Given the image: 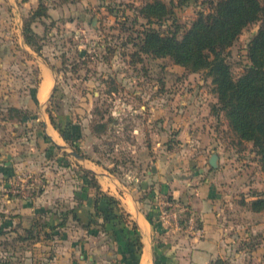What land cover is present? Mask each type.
<instances>
[{
    "label": "rangeland",
    "instance_id": "1",
    "mask_svg": "<svg viewBox=\"0 0 264 264\" xmlns=\"http://www.w3.org/2000/svg\"><path fill=\"white\" fill-rule=\"evenodd\" d=\"M23 1L10 0L8 6L7 0H0V146L6 144L0 152V163L9 161L10 165L9 172L0 174V196H57L56 179L64 172L61 180L74 179V196L109 193L108 196L120 199L128 191V195L141 196L145 205L144 198L156 196L152 194L153 185L151 190L139 189L140 195H136L137 186H141L145 176L142 171L155 163L168 177L203 173V182L207 179L208 183L211 180L216 183L213 189L216 192L218 188L219 193L214 194L231 197L239 203L246 196L264 190V173L251 143L239 142L223 115H217L218 100L207 71L191 73L169 57L138 51L140 34L146 26L163 35L176 32L179 37L198 13L209 12L208 0H190L183 6L176 0H159L173 14L148 25L138 10L154 0H42L48 7L49 18L34 25V31L41 37L39 54L19 41L18 27L23 26V21H18V14L23 19L38 4L37 0ZM257 29L258 24L248 26L226 50L234 77L248 65L247 45ZM45 67L55 75L56 90L51 93V82L46 105L37 107L35 91L39 76L47 71ZM48 112L61 126L69 124L67 134L78 153L96 163L100 174L111 181L95 176L100 191L91 186L83 193L82 167L77 165L73 150L64 140H61L63 150L44 139L42 122L50 123ZM23 114L26 117L18 121ZM178 115L181 118L176 120ZM182 119L187 128L212 129L215 143L210 148L211 155L221 156L222 165L218 162L217 168H211L207 159L203 164L196 163L202 149H198L195 141L179 139ZM98 124L106 126L102 134L96 131ZM204 156L207 158L208 152ZM133 178H138V182ZM57 194L70 196L66 190ZM111 204L112 213L108 209L99 212L101 222L91 226L102 230L108 222L109 230L116 219L131 230L120 205ZM99 239L103 237L96 240ZM158 242L159 239H152L155 246ZM241 242L245 254L240 264H264L262 232ZM113 246L107 241L103 255L113 259L110 263L117 264L120 261ZM31 248L27 246L24 251H32ZM253 250L255 257L250 254ZM10 252L16 255L21 250ZM128 253L124 250L126 258ZM163 253L156 249L153 261L151 250L150 264H163Z\"/></svg>",
    "mask_w": 264,
    "mask_h": 264
},
{
    "label": "crops",
    "instance_id": "2",
    "mask_svg": "<svg viewBox=\"0 0 264 264\" xmlns=\"http://www.w3.org/2000/svg\"><path fill=\"white\" fill-rule=\"evenodd\" d=\"M7 1L9 6L10 0ZM21 2L25 1L21 0ZM18 21L22 22L20 14H18ZM34 25L35 23L33 30ZM18 29L21 42L23 41L22 26L19 25ZM47 68L45 67L44 70H47L52 82L51 88H53L55 75ZM39 77L35 99L41 107L43 103L46 105L45 102L50 94L41 102L39 95L44 76ZM180 116L178 115L175 119L179 120ZM208 118L212 121L211 116ZM181 121L183 127L180 128L179 139H185L187 142L190 139L191 142L197 143L198 149L200 147L202 150L199 151V160L195 161L203 164L205 159L209 160L212 152L210 148L212 143H215L212 129L209 126L205 129L203 127L187 128L184 126V119ZM42 125H44L43 135L48 137L53 145L64 150L65 146L61 144L63 139L51 123L43 120ZM5 146L3 142L0 152ZM207 152L206 158L204 154ZM82 158L83 160L77 159V165L91 171L96 177L103 176L96 163L88 158ZM218 159L219 165H222L223 158L218 156ZM6 171H10L9 161L0 163V174H5ZM62 173L64 172H60V178L56 179L57 184L54 186V193L57 196H33L26 199L0 196V243L13 242L14 238L18 235L22 236L26 231L33 230L35 233L34 238L17 240L15 246L16 249L21 250L19 254L10 252V248L6 251L0 245V264H114L110 263L113 259L103 255L106 253L107 241L110 245L114 244L116 258L120 261L117 264H127L123 261L122 251L125 244L129 247L128 243L119 234L114 238L112 233L113 230L123 228L126 224L119 223L115 219L116 222L113 224L115 227L112 225L109 230L106 228L108 222L102 230L94 226L84 227L92 219H95L96 223L97 221L100 223L102 219V217L98 219L99 217L95 215L94 196H74V179L64 177L61 180ZM142 173L145 176L141 186H137V191L151 190L150 186L153 185L152 194L156 195L144 198L146 200L142 202L145 205L141 203V196L128 195V191H126L127 196H120V199L109 196L119 202L127 215L128 223L134 222L141 236L142 249H145L136 259L137 264H150L151 250L153 261H155L156 249L164 252L163 264H210L217 258L226 259L232 264H240L245 254L242 251L241 240L251 239L252 235H258L261 232L264 234V211L251 212L247 206L241 205L236 199L217 196L214 193H219V189L217 188L216 192L213 189V186L216 188V183L213 180L208 183L207 179L203 182L201 180L203 173L194 174L193 177L175 175L168 177L158 169L156 163ZM132 180L138 182L139 179ZM59 190L68 191L70 196H58ZM137 194L140 195L139 191ZM168 197H171V202ZM253 198L246 196L244 201L249 203ZM186 205L193 213L195 221H199L200 228H195L194 225L193 229H189L181 225L180 221L185 214L183 215L180 211L181 207ZM99 208L101 211L108 209L112 213L113 206L109 204L107 198L103 197L100 199ZM146 212L153 217L155 229L145 217ZM173 212L176 214L174 215ZM98 236L103 239L96 240ZM155 238L159 239L157 246L152 244V239ZM100 241L103 243L101 244ZM27 246H31L32 251H29L30 249L24 251ZM255 253V250L250 252L253 257ZM114 261H116L115 258Z\"/></svg>",
    "mask_w": 264,
    "mask_h": 264
},
{
    "label": "trees",
    "instance_id": "3",
    "mask_svg": "<svg viewBox=\"0 0 264 264\" xmlns=\"http://www.w3.org/2000/svg\"><path fill=\"white\" fill-rule=\"evenodd\" d=\"M176 1L181 6L190 2V0ZM37 2L36 8L22 19V37L25 45L39 54L41 37L33 30V24L44 18H49V10L42 0H37ZM208 3L211 5L209 12L198 13L179 37L176 32L163 35L154 28L146 26L140 34L142 39L137 46L138 51L154 57H169L174 64L191 73L206 70L208 76L211 77L214 93L218 100V105L215 108L217 115L219 113L223 115L230 132L239 142L251 143L253 151L258 157L260 169L264 173V0H208ZM170 14H173V11L159 0L148 2L138 10V15L146 21V25ZM253 24H258V29L247 45L248 65L238 77H234L227 62L226 50L236 42L244 29ZM35 105L38 106L37 100H35ZM10 109L18 112L16 109ZM48 116L51 125L70 149L87 159L78 153L77 148L69 140L66 130L69 124L63 125L65 127L63 128L54 120L52 113L48 112ZM24 117H26L25 114L20 115L18 121H22ZM105 128L104 124H98L96 131L102 134ZM44 139L51 142L45 135ZM54 147L57 148L55 145ZM81 171L83 173V176L80 177L82 192H87L91 186L100 191L101 188L95 175L83 168ZM251 196L254 198L249 203L244 201L240 204L247 206L251 212L264 211V190L253 193ZM103 197L108 199L109 204L119 205L118 201L108 195L94 196V212L97 217L101 212L99 202ZM168 199L171 202V197ZM145 217L155 229L156 224L153 217L148 212L145 213ZM187 217L188 215L182 217L181 225ZM94 223H96L95 219H92L84 227H91ZM130 223L131 230L124 226L112 231L114 238L119 234L128 243L129 247H126L127 244H125L122 251L123 261L127 264L135 263L142 250L138 229L134 222ZM183 226L186 225L183 224ZM195 228H200L198 220L195 221ZM34 234L33 230L26 231L22 236L18 235L14 238L13 242L5 241L0 245L6 251L9 248L14 250L17 240L34 238ZM124 250L129 252L128 258L124 256ZM210 264L231 263L226 259L217 258Z\"/></svg>",
    "mask_w": 264,
    "mask_h": 264
},
{
    "label": "built area",
    "instance_id": "4",
    "mask_svg": "<svg viewBox=\"0 0 264 264\" xmlns=\"http://www.w3.org/2000/svg\"><path fill=\"white\" fill-rule=\"evenodd\" d=\"M22 198H31V196H22ZM183 215H188L187 217V220L185 222L186 224V228H192L194 227V224H195V219H194V216H193V213L191 212V210L188 208V206H182L181 207V211H180ZM174 215L176 214V212H173Z\"/></svg>",
    "mask_w": 264,
    "mask_h": 264
},
{
    "label": "bare ground",
    "instance_id": "5",
    "mask_svg": "<svg viewBox=\"0 0 264 264\" xmlns=\"http://www.w3.org/2000/svg\"><path fill=\"white\" fill-rule=\"evenodd\" d=\"M50 83H51V80L48 77V73L45 71L44 72V81L42 83V87H41V91H40V95H39V98L41 99V101H44L46 99L48 92H49V89H50L49 87H51ZM148 262H149V260H148Z\"/></svg>",
    "mask_w": 264,
    "mask_h": 264
},
{
    "label": "water",
    "instance_id": "6",
    "mask_svg": "<svg viewBox=\"0 0 264 264\" xmlns=\"http://www.w3.org/2000/svg\"><path fill=\"white\" fill-rule=\"evenodd\" d=\"M94 22H95V21H94ZM54 89H55V86H53V88H52V92H51V93L54 92ZM50 95H51V94H50ZM72 154L74 155V157H76V159H78V160H83V158H82L80 155L76 154L75 152L72 151ZM7 159H9V157H8ZM208 164H209V166H210L211 168H214V169L217 168V166H218V156H217L216 154L213 153V154L209 157ZM152 170L154 171V168H152Z\"/></svg>",
    "mask_w": 264,
    "mask_h": 264
}]
</instances>
